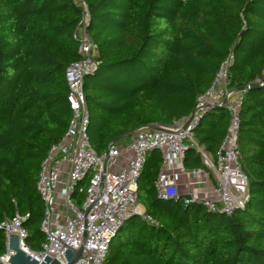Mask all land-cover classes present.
<instances>
[{
	"label": "trees",
	"instance_id": "obj_1",
	"mask_svg": "<svg viewBox=\"0 0 264 264\" xmlns=\"http://www.w3.org/2000/svg\"><path fill=\"white\" fill-rule=\"evenodd\" d=\"M84 2L86 34L101 63L87 76L94 77V95H86L84 79L87 105L94 104L88 136L99 155L140 127L189 119L230 55L229 88L244 91L237 143L249 177L246 206L228 216L159 199L163 161L151 152L138 200L155 223L131 218L104 264H264V88L254 84L264 69V0ZM82 19L75 0H0V224L16 213L29 215L25 245L37 253L45 242L37 180L72 117L66 72L81 59L74 33ZM230 123L226 108L209 110L194 137L216 157ZM183 164L205 166L194 148ZM6 255L0 231V260Z\"/></svg>",
	"mask_w": 264,
	"mask_h": 264
},
{
	"label": "built area",
	"instance_id": "obj_2",
	"mask_svg": "<svg viewBox=\"0 0 264 264\" xmlns=\"http://www.w3.org/2000/svg\"><path fill=\"white\" fill-rule=\"evenodd\" d=\"M75 4L81 7L83 19L74 33V39L80 44L81 59L66 72L67 101L72 117L61 141L50 148L37 180V191L44 204L41 232L45 242L38 253L25 245L27 233L23 223L29 215L22 217L19 213L0 224L6 239L18 236L23 248L40 261L47 255L67 264L66 251L83 247L82 257L75 264H104L112 242L131 218L138 216L155 223L138 200V182L148 154L154 151L161 154L163 161L155 183L159 199L181 201L185 207L202 205L211 213L228 216L243 209L250 198L249 177L241 167L237 143L244 91L229 88L233 55L221 65L213 84L198 99L189 119L173 126L140 127L129 135L127 145L115 144L107 157L106 153L99 155L88 136L90 112L84 79L95 74L101 63L98 46L86 34L90 20L87 5L84 0H75ZM254 84L264 88V69ZM235 95L238 97L232 101ZM215 108H226L231 123L213 161L197 143L194 130L201 118ZM188 148L199 152L205 167L213 172L218 200L194 194L180 195L179 178L184 176L197 184L201 174L200 170L188 171L184 167ZM139 208L142 212H138Z\"/></svg>",
	"mask_w": 264,
	"mask_h": 264
},
{
	"label": "water",
	"instance_id": "obj_3",
	"mask_svg": "<svg viewBox=\"0 0 264 264\" xmlns=\"http://www.w3.org/2000/svg\"><path fill=\"white\" fill-rule=\"evenodd\" d=\"M256 88H259L258 86H255ZM129 133L128 135L122 136L118 139H115L111 141L108 145L106 157L108 156V152L110 148L115 145L117 142H119L121 139L131 135ZM7 251L10 252V257L8 259L7 264H61L58 260L51 258L50 256L45 255L42 261L38 260L37 258L31 256L22 246V243L18 236L12 235L7 240ZM83 247H81L79 250H72L68 249L65 253V258L67 261V264H75L79 259L82 257ZM3 258L0 260V264L3 263Z\"/></svg>",
	"mask_w": 264,
	"mask_h": 264
},
{
	"label": "crops",
	"instance_id": "obj_4",
	"mask_svg": "<svg viewBox=\"0 0 264 264\" xmlns=\"http://www.w3.org/2000/svg\"><path fill=\"white\" fill-rule=\"evenodd\" d=\"M213 110H216L213 109ZM128 137V140L125 138ZM123 138L124 143L116 144L118 147H124L130 142V136ZM123 139H121L123 141ZM209 158L213 161L216 157H213L212 153L207 152ZM184 163V162H183ZM184 165V164H183ZM188 171L200 170L201 174L197 177V184H193V180L186 179V177L181 176L178 181L179 193L182 197H188L191 194L199 196L201 198H207L212 200H218V195L215 193L216 180L214 178L213 172L204 166V168L186 169ZM192 183V184H191Z\"/></svg>",
	"mask_w": 264,
	"mask_h": 264
},
{
	"label": "rangeland",
	"instance_id": "obj_5",
	"mask_svg": "<svg viewBox=\"0 0 264 264\" xmlns=\"http://www.w3.org/2000/svg\"><path fill=\"white\" fill-rule=\"evenodd\" d=\"M86 82H87V85L89 86V89L87 90V93H86V95L88 96V95H94L95 94V90L92 88V84L94 83V77H87V79H86ZM237 97H238V95H235L233 98H232V101H235L236 99H237ZM88 106V105H87ZM88 110H90L91 112H93L94 111V104H90V107L88 106ZM96 128H97V123L95 122L92 126H91V128H90V135H91V133H92V138H95L96 137ZM126 140H128V137L127 138H125ZM120 143H124L125 142V140H120L119 141ZM119 142H117L116 144H119ZM140 219H142L141 217H139L138 218V220H140ZM126 226H128V224L126 225ZM122 232H120L119 234H118V236H117V238L114 240V241H116V240H119V238L122 236Z\"/></svg>",
	"mask_w": 264,
	"mask_h": 264
},
{
	"label": "bare ground",
	"instance_id": "obj_6",
	"mask_svg": "<svg viewBox=\"0 0 264 264\" xmlns=\"http://www.w3.org/2000/svg\"><path fill=\"white\" fill-rule=\"evenodd\" d=\"M138 212H142V208H139L138 209ZM10 252H8V255H6L5 257H4V259H3V263L4 264H7L8 263V259H9V257H10Z\"/></svg>",
	"mask_w": 264,
	"mask_h": 264
}]
</instances>
